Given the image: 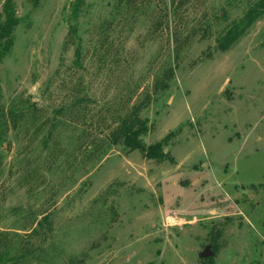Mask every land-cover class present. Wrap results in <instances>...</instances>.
I'll return each mask as SVG.
<instances>
[{"label": "rangeland", "instance_id": "1", "mask_svg": "<svg viewBox=\"0 0 264 264\" xmlns=\"http://www.w3.org/2000/svg\"><path fill=\"white\" fill-rule=\"evenodd\" d=\"M13 1L0 264H264V14L218 44L259 0Z\"/></svg>", "mask_w": 264, "mask_h": 264}, {"label": "trees", "instance_id": "2", "mask_svg": "<svg viewBox=\"0 0 264 264\" xmlns=\"http://www.w3.org/2000/svg\"><path fill=\"white\" fill-rule=\"evenodd\" d=\"M2 19L0 17V54L6 55L13 45V32L19 23L16 16V7L13 0H5ZM81 1V0H80ZM264 14V0H259L258 4L248 10L243 19L235 23L228 32L219 38V48L223 51L229 50L236 40L243 35L252 25V23ZM138 107V106H137ZM137 107L134 108L131 116L123 119L120 125L112 132L115 142L123 138V142L131 149H143V145L138 139L139 131L142 129L143 122L137 115ZM150 148V147H149ZM172 160H174L172 158ZM1 260V257H0Z\"/></svg>", "mask_w": 264, "mask_h": 264}, {"label": "water", "instance_id": "3", "mask_svg": "<svg viewBox=\"0 0 264 264\" xmlns=\"http://www.w3.org/2000/svg\"><path fill=\"white\" fill-rule=\"evenodd\" d=\"M214 253L213 251L210 249L209 247H206L205 250L201 253V257L202 258H209L210 256H212Z\"/></svg>", "mask_w": 264, "mask_h": 264}]
</instances>
